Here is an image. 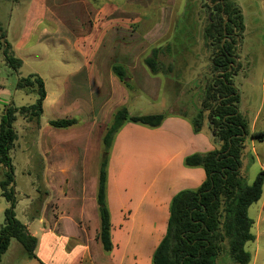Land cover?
I'll list each match as a JSON object with an SVG mask.
<instances>
[{"label": "rangeland", "instance_id": "rangeland-1", "mask_svg": "<svg viewBox=\"0 0 264 264\" xmlns=\"http://www.w3.org/2000/svg\"><path fill=\"white\" fill-rule=\"evenodd\" d=\"M19 1L22 0H0V124L7 107L31 106L37 101V91L27 93L17 88L20 79L30 75L40 76L46 81L50 96H54L55 102L61 93V84L74 74L68 90H71L70 95L76 97L78 107H83L81 115H73L79 121L73 128L75 135L67 132V136H64V131L68 129L49 125V118L57 120L67 117L61 109L55 107L54 115L46 112L43 117L48 129L45 133L53 131L54 137L55 134L59 135L58 140L71 138V157L77 156V160L80 157L83 159L86 144L90 160L95 157L91 162L88 159L84 170L54 169V176L49 180L46 178L44 158L33 143L37 130L30 129L26 133L25 124L18 116L14 125L18 140L11 152L15 175L13 186L16 219L28 225L32 234L36 232L35 236L42 243L54 242L56 247L61 238L76 232L75 226L68 220L62 226L64 236H60L55 227L65 214L67 201L71 198L72 187L65 183L69 173L80 174L82 181H87L88 198L91 193L95 196L102 155L100 153L96 158L95 152L103 146V141H100L97 133L88 135L92 118L98 119L99 116L124 106L132 116L165 114L164 122H168L162 128L167 133H172L174 126H169L173 122L168 116L174 114L187 116L185 119L192 127L191 120L199 111H203V124L209 125V112L203 107V102L215 77L212 60L217 55L219 46L216 39L208 37V30L212 29L213 17L218 13L215 7L220 2H228L233 9H239L242 16L243 29L239 30L232 25L233 32L227 35L238 38L235 53L239 57L237 63L241 68L234 77V83L241 95L240 113L248 122L249 131L250 128L256 132L264 131V0H49L54 4V34L59 30L58 23L61 21L74 35L72 43L60 36L54 37V42L37 43L39 36L34 34L22 49L17 48L19 18L23 13L16 6ZM223 15L228 21V15ZM96 24L107 32L117 30L118 34L110 35L109 32L107 40L101 41ZM4 42L11 46L14 56L23 61L22 68L17 72L5 60ZM154 49H160L159 68L155 75L145 64ZM116 65L125 68L129 88L114 75L112 68ZM128 126L113 154L112 181L117 195L124 194L121 189L127 184L130 195L136 196L145 191L144 186L136 185L138 181L144 182L166 170L163 159L154 157L152 150V146L158 141L156 136L163 132L159 131L158 135L150 137L137 133V127L144 126L132 123H128ZM38 128L37 126L36 129ZM205 131H208L207 126ZM85 135L87 137L83 143L84 139L81 137ZM246 141L248 148L246 150L245 146L243 151L241 177L245 184L251 185L263 168L264 143L257 141L255 151L251 140L247 138ZM62 161L60 157L54 158V163L62 164ZM5 179L4 169L0 165V182ZM82 181L77 182L76 188L79 190L82 189ZM182 187V190L190 188ZM263 199L264 195L249 209V216L255 222L252 233L256 236V240L247 243L245 247L252 257L250 264H264V213L262 219L258 218ZM10 205L2 196L0 187V226L4 223L5 210ZM118 209L115 204V222L119 219ZM43 211L46 212L47 223L44 228L47 229L48 225L51 228V234L48 235L39 231V227L43 226L38 218H41ZM221 213L223 223L224 206ZM53 237L60 239L55 241ZM74 244V240H71L66 249ZM92 252L95 264H114L112 255L102 249L100 242L98 246L93 243ZM47 254L52 258L50 264H63L60 261L62 257L56 254L55 249L54 256L49 252ZM24 259L29 261L23 246L12 239L0 264L21 263ZM65 264L79 263L70 261ZM84 264L93 262L86 261ZM216 264H235L229 255L228 239L222 244V252Z\"/></svg>", "mask_w": 264, "mask_h": 264}, {"label": "trees", "instance_id": "trees-1", "mask_svg": "<svg viewBox=\"0 0 264 264\" xmlns=\"http://www.w3.org/2000/svg\"><path fill=\"white\" fill-rule=\"evenodd\" d=\"M215 9L218 13L213 17L212 29L208 30V37L216 39L219 48L212 60L215 77L207 90L203 107L209 112L210 128L217 141L221 143V147L185 159V165L188 167H202L206 179L197 190H182L173 197L166 234L155 250L153 264H216L226 239L229 240L230 258L235 264H250L252 260L251 254L245 249L247 243L256 240V236L252 233L254 220L249 216V209L262 198L264 168L251 185L245 184L241 177L242 155L246 139L251 137L264 141V131L250 135L249 124L239 110L241 95L234 83V77L241 68L237 63L239 57L235 53L238 38H230L227 35L233 32L232 25L239 30L243 29L240 11L233 9L226 1L217 4ZM223 14L228 15L226 24ZM3 48L7 64L14 71H19L23 61L14 56L7 42H4ZM159 55L160 49H154L151 56L145 60L146 66L154 75L158 73ZM112 71L121 83L130 87L123 66L116 65ZM17 88L27 93L37 91L38 98L31 106L7 107L1 119L0 165L4 169L6 179L0 182V187L2 196L11 205L5 210L4 223L0 226V262L8 251L12 239L23 246L29 259H37L35 253L38 245L37 237L28 231L26 225L16 219L13 186L15 175L11 152L18 140V133L14 128L18 116L35 121L40 126L47 94L45 82L38 75L20 79ZM164 119V114L132 116L126 107H122L114 114L112 123L103 137L97 204L100 216L98 238L105 252L113 250L112 223L106 187L110 150L115 137L126 123L158 128ZM203 122V111H199L192 120L195 133L201 132ZM78 123L75 118L49 121L50 126L58 129L72 128ZM223 206L224 217L221 223Z\"/></svg>", "mask_w": 264, "mask_h": 264}, {"label": "crops", "instance_id": "crops-1", "mask_svg": "<svg viewBox=\"0 0 264 264\" xmlns=\"http://www.w3.org/2000/svg\"><path fill=\"white\" fill-rule=\"evenodd\" d=\"M17 5L19 7V11L23 12L21 14L22 17L19 18L18 49L26 47L25 45L31 40L34 34L39 36V38H37V43L54 42V37L59 36L66 37L67 41L70 44L72 43L74 35L72 31L69 30V28L61 21L59 23L57 20L55 21L59 24V30L54 34V4H51L49 0H22L19 1L16 6ZM99 24L101 25V23ZM99 24H96V26H98L97 30H99L97 33H99V37L101 36L100 40H107L106 35L110 31H105L99 26ZM115 33L118 34V31H111L110 35ZM35 47H37V44ZM72 75L68 76L61 84V93L56 97L55 102L54 96H50L47 83L44 81L47 96L43 104V114L40 126L35 121H30L21 117L25 124L26 133H29L30 129L37 130L36 138L33 140V143L38 149L37 151H40L39 153H41L44 158L46 178L49 180H51L54 176V169L69 171L84 170V167H87V164L85 165V163L88 159L90 160V156H88L89 150L87 149V144L85 145L86 150L85 154H83V159L80 157L77 160V156L71 157L73 152L70 147L72 143L71 138L67 140L64 137L62 140H58L59 135L55 134L56 136L54 137L53 131L45 133L48 129L44 125L43 117L46 112L54 115V107L58 110L61 109V112L67 115L66 118H74L73 115L79 116L82 114L81 110L83 107H78V102L75 100L76 97L72 94L70 95L71 90H68L70 83L74 78ZM121 94L124 95L127 93ZM122 107L124 106H120V108ZM120 108H115L113 111L111 110L109 114L99 116L98 119L92 118L90 123L91 128L88 135L97 133L100 141H102L107 128L112 123L114 114ZM101 117H103V120H100ZM168 117L171 119V122H173L170 123L169 126L172 127V124H174L172 133L163 132L162 127L167 125L168 121L163 123L160 127L162 129L157 128L158 130L144 125H142L144 127H137V133H144L150 137H155L159 134V131L163 132V134L156 136V138H158L156 140L158 141H156L155 145L152 146V150L154 157H160L163 159L164 170L166 169L156 177L154 176L148 178L147 180H144V182L138 181L136 184L137 186L142 185L145 187V191H143L141 195H130V189L127 188V184H124L121 189L124 194L122 195L120 193L117 195L114 192L112 181L111 167L113 164V154L116 147L120 144L122 134H124L129 128L128 123H126L121 131L116 135L110 150L106 197L112 223L111 237L113 250L109 253L112 255L114 264H153L155 250L166 234L173 197L180 191L178 189H183L182 186H184V188L190 187L189 189L197 190L206 179V174H204L205 171L202 167H188L185 165V159L194 154H206L220 148V143L217 141L214 132L210 129L209 122V125L203 124L204 128L202 127L201 132L195 133L193 124L191 127L188 124V120L185 119L187 116L184 117L182 114H174ZM51 120L53 119L49 118L47 122ZM37 126L39 127L38 129H36ZM206 126L208 131H205ZM75 127L68 128V131H64V136H67V132V134H70L71 132L74 134L73 128ZM151 129H153V131H151ZM255 132V130L250 128V135ZM85 137H87V135L81 137L84 139L83 143L85 141ZM248 138L251 140L253 150L256 151L255 143L258 140L251 137ZM246 142L247 141H245V146L247 145ZM258 142L264 143V141ZM247 148L248 146H246V150ZM102 150L103 146L96 150V158L100 156ZM255 155H257V153ZM55 157L62 158V164L57 162L54 163ZM94 159L91 158L90 162L94 161ZM173 163H175L174 166ZM262 167L264 168V164ZM98 176L95 185V196L91 193V197L88 198L87 181L84 183V179L82 181L80 174H77L76 172H71V174L69 173L65 183L72 187V193L70 194L71 198L67 201L68 204L65 214L62 215L60 223L58 222L55 227L59 231V235L62 236V226L64 225V222L68 220L75 226L76 232L65 236L63 239L61 238L57 244L55 243L57 245L56 247H54V242L44 244L37 238L38 245L35 252L37 259H28L29 261L24 259L23 262L20 263L19 261L16 264H50V262H52V258L49 257L47 253L49 252L52 256H54V249L56 254L62 257L60 261H62L61 263L63 264L70 261L78 262L79 264H84L88 261L95 264L92 245L95 243L98 246V243L100 242L98 238L100 232V216L97 204ZM79 180L83 183L81 190L76 188ZM47 183L51 182L47 181ZM115 204L119 207V219L117 222L114 221L113 209ZM263 213L264 199L258 218L262 219ZM45 215L46 212L43 211L40 216L41 218H38L39 223L43 226V228L39 227V231H41L44 235H48L51 234L49 233L51 228L49 225L47 229L44 228V225H47ZM26 227L31 233L29 226L27 225ZM32 235L35 236L36 232ZM53 239L56 241L60 238L53 237ZM71 240H74V246L70 247V249H66ZM98 248L100 249V247ZM141 250L142 252H140Z\"/></svg>", "mask_w": 264, "mask_h": 264}, {"label": "water", "instance_id": "water-1", "mask_svg": "<svg viewBox=\"0 0 264 264\" xmlns=\"http://www.w3.org/2000/svg\"><path fill=\"white\" fill-rule=\"evenodd\" d=\"M226 22H227V18H225V23L224 24H226Z\"/></svg>", "mask_w": 264, "mask_h": 264}]
</instances>
